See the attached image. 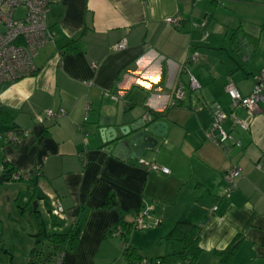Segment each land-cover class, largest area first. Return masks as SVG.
<instances>
[{"label":"crops","instance_id":"obj_1","mask_svg":"<svg viewBox=\"0 0 264 264\" xmlns=\"http://www.w3.org/2000/svg\"><path fill=\"white\" fill-rule=\"evenodd\" d=\"M228 1L229 15L219 12L218 0H210V6L203 0H48L53 42L38 51L34 73L0 97V135L27 131L16 144L0 140V173L3 162L16 172L39 168L38 176L8 192L16 201L36 202L38 212L40 204L47 210L45 201L60 199L64 217L45 211L48 227L53 232L79 227L63 264H110L116 252L127 259L126 248L154 261L180 250L163 241L178 221L201 227L202 251L193 264H219L215 252L236 240L230 264H264V104L242 130L233 121L247 120L249 114L233 107L225 91L232 83L248 95L264 67V0ZM175 16L181 19L179 27L166 22ZM236 29L245 34L247 61L233 51ZM63 39L77 40V49L59 51ZM121 40L126 47L115 51ZM190 77L195 88L189 86ZM179 86L184 95L173 105ZM217 106L229 115L223 127L232 141L223 147L204 135ZM45 109H63L66 115L40 122ZM146 113L160 115L168 130L158 151L141 159L167 168L168 174L101 149L99 117L114 119L117 130ZM230 168L239 169L240 178L228 192L223 173ZM107 195L113 196L114 207L104 206ZM137 215L150 230L149 247L135 240L134 230L143 229L116 233ZM158 244L161 252L153 256ZM99 254L103 260L98 262Z\"/></svg>","mask_w":264,"mask_h":264},{"label":"built area","instance_id":"obj_2","mask_svg":"<svg viewBox=\"0 0 264 264\" xmlns=\"http://www.w3.org/2000/svg\"><path fill=\"white\" fill-rule=\"evenodd\" d=\"M21 9L22 13L17 15V11ZM48 10V0H0V97L2 92L11 87L19 79L30 76L35 71L34 59L38 51L47 43L53 42V37L49 32L46 13ZM166 22L174 27H179L181 19L179 16L169 17ZM126 47L124 40L113 46L115 51H120ZM196 55H192L190 60L196 61ZM243 61L248 60V56L244 54ZM255 83L252 91L248 95H242L237 88L229 83L226 88V94L231 100L233 107L244 108L249 118L247 120L234 119V126L242 130H247L250 124V118L258 111L259 105L264 104V67L257 72L254 77ZM189 86L195 88L196 83L193 77H190ZM184 92L182 86H179L174 92L173 105L182 100ZM65 111L59 109H45L42 121H55L64 117ZM148 118V116H145ZM229 118L218 106L211 111L210 127L204 132L206 140L212 142L218 147H223L226 143L232 141L229 131L224 129L223 123ZM25 130H8L0 135L3 142L16 144L21 136L26 135ZM239 147V143H235ZM137 163L144 169L149 171L161 172L168 174L167 168H162L154 163H147L143 160H137ZM24 172H14L9 182H20L31 179V176L39 175V168ZM240 178V170L230 168L223 173V180L227 184L228 192L237 187V181ZM53 208L49 211L51 216L63 219L64 209L60 199L53 198ZM217 210V206L212 207V212ZM132 227L134 229H144L145 225L142 216L137 215ZM121 233V228L116 230ZM64 251L58 252L54 256L53 264H63ZM134 264H155L154 261L138 260ZM175 264H185L177 262Z\"/></svg>","mask_w":264,"mask_h":264},{"label":"trees","instance_id":"obj_3","mask_svg":"<svg viewBox=\"0 0 264 264\" xmlns=\"http://www.w3.org/2000/svg\"><path fill=\"white\" fill-rule=\"evenodd\" d=\"M245 34L242 33L240 29L233 30L231 33V44L233 51L237 56H242L245 48L248 46L245 42ZM57 48L59 51H75L77 49V40L73 39H63L57 43ZM2 172L0 173V183L9 182L12 173L16 172L12 167H9L7 162L2 163ZM31 172V171H29ZM116 202L112 195H107L104 199V206L114 207ZM34 219L37 225V232L35 234L36 243L39 245L41 242L46 241L50 244L51 251L48 254V260H54V256L58 252L66 250V248L72 245L78 237L79 227L74 225L69 227L66 232H52L47 233L45 229V222L43 221L40 213L34 211ZM117 227H115V230ZM124 229V231L122 230ZM132 230V224L130 226L122 225L121 233L128 234ZM201 227L192 223H187L183 221L176 222L169 232L163 237V241L167 247H173L178 245L180 250L172 251L171 253L162 255L154 259L155 264H175L177 262L185 264H193L199 257L201 253V248L199 247ZM239 241H234L231 245L221 251H216L215 254L219 257V264H230L231 259L234 255L235 249ZM125 249V257L131 260L134 264L136 261L141 260L136 256L134 249H130L127 252ZM9 253H11L9 251ZM40 251L35 248L30 250L31 262L29 264H37L41 259Z\"/></svg>","mask_w":264,"mask_h":264},{"label":"rangeland","instance_id":"obj_4","mask_svg":"<svg viewBox=\"0 0 264 264\" xmlns=\"http://www.w3.org/2000/svg\"><path fill=\"white\" fill-rule=\"evenodd\" d=\"M204 5L210 6V0H203ZM231 2L228 0H218L219 12L223 15H229V8H231ZM22 13L21 9L17 11V15ZM215 22H212V25ZM216 30H221L222 27L218 24H214ZM212 28L207 27L206 32L211 33ZM204 31V34H205ZM246 65V64H245ZM243 64V67H245ZM19 182H14L10 186H0V264H29L32 260L30 258V250L35 248L41 253V259L37 264H53L52 260H48V254L51 251L50 244L46 241L41 242L39 245L36 243L35 234L37 232V225L34 219V206L33 202H25V198L20 197V201H16V196L10 194L8 190L19 186ZM21 186V185H20ZM22 196V195H21ZM45 197V194L43 195ZM47 200L46 198H44ZM47 203V210L41 208L39 213L45 222V229L47 233L53 231L48 227L50 218H47L45 211L53 208L52 203ZM54 219V218H53ZM149 229L134 230L135 240L146 244L148 247L153 243L152 236H149L147 232ZM162 245V243H160ZM160 244L155 246L158 248L155 255L161 252ZM164 244V243H163ZM13 247V251L9 253L10 248ZM162 247V246H161ZM143 252V251H142ZM148 251L144 250V253ZM153 252V250H152ZM100 254L96 258V261L103 260L100 258ZM130 259L122 258L120 252H116V256L111 257L110 264H129Z\"/></svg>","mask_w":264,"mask_h":264},{"label":"water","instance_id":"obj_5","mask_svg":"<svg viewBox=\"0 0 264 264\" xmlns=\"http://www.w3.org/2000/svg\"><path fill=\"white\" fill-rule=\"evenodd\" d=\"M146 115L148 118L145 117ZM159 118L158 114L146 113L142 118L122 125L116 130L112 126L114 119L99 117L97 125L102 127L99 131L102 137L101 149L119 159L143 160L141 157L145 153L158 151L160 140H164L166 136L168 125ZM107 125L111 127L107 128ZM33 206L34 212L36 202Z\"/></svg>","mask_w":264,"mask_h":264}]
</instances>
